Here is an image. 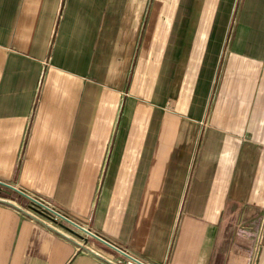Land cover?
I'll use <instances>...</instances> for the list:
<instances>
[{
    "label": "crops",
    "instance_id": "1",
    "mask_svg": "<svg viewBox=\"0 0 264 264\" xmlns=\"http://www.w3.org/2000/svg\"><path fill=\"white\" fill-rule=\"evenodd\" d=\"M0 182V264H264V0H0Z\"/></svg>",
    "mask_w": 264,
    "mask_h": 264
},
{
    "label": "built area",
    "instance_id": "2",
    "mask_svg": "<svg viewBox=\"0 0 264 264\" xmlns=\"http://www.w3.org/2000/svg\"><path fill=\"white\" fill-rule=\"evenodd\" d=\"M36 200V199H35ZM38 201V200H37ZM39 203L43 204L44 207H41L51 216V220H68L65 216L59 212L54 206L50 204H44L43 202L38 201ZM37 205V204H36ZM70 221V220H68ZM238 235L247 240V250H246V258L247 264H257L262 248L261 244V233L258 231L253 230L250 227H243L238 230ZM123 255V259H119L115 262V264H148L147 262L137 258L128 252L120 251ZM114 264V263H113Z\"/></svg>",
    "mask_w": 264,
    "mask_h": 264
},
{
    "label": "water",
    "instance_id": "3",
    "mask_svg": "<svg viewBox=\"0 0 264 264\" xmlns=\"http://www.w3.org/2000/svg\"><path fill=\"white\" fill-rule=\"evenodd\" d=\"M0 185H3V186H6V187L10 188V189H12V190H14V191H16V192H18V193H20V194L26 196L28 199H30L31 201H33V203H35V204H37V205H39V206H41V207H42V206L44 207L43 204L39 203L37 200H35L34 198L30 197L29 195L23 193L22 191H20V190L17 189V188H15V187H13V186H10V185H8V184H5V183H3V182H0ZM0 202H4V203H7V204H11L12 206H15V204H13L12 202H9V201H5V200H1V199H0ZM15 207H17V206H15ZM78 227H80V226H78ZM81 229H82V228H81ZM85 231H86L87 233L91 234V235H94V234H92L91 232H89V231H87V230H85ZM94 236H95V235H94ZM96 237H97V236H96Z\"/></svg>",
    "mask_w": 264,
    "mask_h": 264
},
{
    "label": "rangeland",
    "instance_id": "4",
    "mask_svg": "<svg viewBox=\"0 0 264 264\" xmlns=\"http://www.w3.org/2000/svg\"><path fill=\"white\" fill-rule=\"evenodd\" d=\"M260 255H261V252H260ZM260 257V256H259Z\"/></svg>",
    "mask_w": 264,
    "mask_h": 264
}]
</instances>
